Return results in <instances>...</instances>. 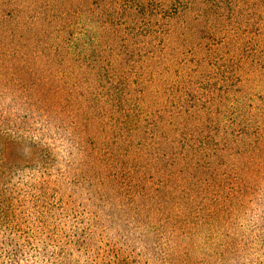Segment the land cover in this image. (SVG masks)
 <instances>
[{"label": "trees", "instance_id": "16d2710c", "mask_svg": "<svg viewBox=\"0 0 264 264\" xmlns=\"http://www.w3.org/2000/svg\"><path fill=\"white\" fill-rule=\"evenodd\" d=\"M243 7L253 25L264 0H0V264H264V86L251 104L260 95L235 90L230 65L176 89L167 115L149 118L141 105L152 98L138 68L153 54L146 45L184 47L170 21L209 27L213 13L234 20ZM210 34V51L240 45ZM260 45L246 50L258 52L249 63L264 83V37ZM134 90L140 104L124 108ZM183 120L200 133L201 162L184 195L150 196L152 175L134 181L125 155H164ZM114 126L109 172L100 140Z\"/></svg>", "mask_w": 264, "mask_h": 264}, {"label": "rangeland", "instance_id": "374dc122", "mask_svg": "<svg viewBox=\"0 0 264 264\" xmlns=\"http://www.w3.org/2000/svg\"><path fill=\"white\" fill-rule=\"evenodd\" d=\"M243 1L244 0H236V3L242 4ZM253 1L255 2V0ZM246 8L244 9L243 7L244 10H240V14L236 12L234 20H232L233 18L225 16H222L221 18L218 13H213L209 19V27H198L194 25L195 23L191 18H186L185 23H182L179 19L170 21L169 24L171 27L178 31L180 35H182L180 38L182 39L184 47L182 46V50L179 49L178 51L170 54L169 50L163 52L160 46L146 45L147 49L153 52V54L148 55L147 60H145L146 63L141 64L138 66V68L143 70V72H145L150 77L152 85L149 88V92L151 91L152 98L143 103L138 100V97H136L137 92L135 90L133 91L132 95L124 93L123 96L128 99L126 102H123L124 108H130L132 110L134 109V106L139 105L141 102V105L149 111V118H154V116H157L160 109H164V115H167L168 107H174L176 96L179 95V93L175 92L176 89L186 88V92H189L192 84H197V86H199L201 83L200 80H202L204 77L212 76L213 72V75L217 78L215 74H220L222 68L230 65H232L234 70H237L236 74H232V86H235V90H240L242 87L243 89L248 88L251 90V93L260 95V100L259 98L254 97L249 101L253 105L258 104V102H260L262 99L261 85L264 86V83H261L262 77H260L258 80V77H255L254 73L251 72L252 67L250 66L251 63L249 62L251 61L250 59L255 56L257 57L259 54L258 52H249V50H246V47L250 46L251 48L254 46L256 48H263L260 45V41L261 38L264 37V12L263 10H255V13L257 14L254 17L255 24L248 25L249 21L245 19V14L248 12ZM165 23L166 22L161 19L159 22V25L161 26L160 28H162ZM89 26L92 27L94 24L90 23ZM127 30L133 32V34L131 35V33H129ZM127 30L126 32L128 34L136 37L137 39L139 38L135 30H131L129 27H127ZM215 30L218 32L216 33V36L214 34ZM121 31L123 33V27L120 31H114V33L122 36ZM210 32H213V34L211 35ZM208 33L211 35L212 39L215 38L216 40H221L227 35L232 36V38L235 36L240 42V45L237 44L236 46H233L232 43L228 44L226 46V50L228 49L227 52L226 50L224 52L222 47L218 46H215L214 50L210 51L208 49V43L210 44V42L205 43L203 40V35ZM143 38L144 40L147 39L145 36L140 37L139 40H142ZM122 40L123 39L120 40L119 38L117 40L118 44H116L115 41H112V43L109 44L112 46V48H114V50L118 47L119 50H122L120 45V42L122 44ZM252 41H258V43L253 44ZM106 46L108 50H111L107 43ZM156 55L160 56L161 59L157 60L155 58ZM242 58L247 60V62L242 63ZM239 67L241 68L240 72L243 75L239 72ZM114 85L122 87L126 86L127 83L122 80H118ZM128 86L129 87L127 88H130L129 84ZM228 89H230V87ZM171 91L173 93H171ZM124 92H126V89ZM230 94L233 98H237L236 92L230 90ZM226 100L229 102L227 98ZM200 114L205 116L206 112L200 111ZM256 118L260 121L264 118V116H262V113L256 112ZM193 119L194 117L192 120ZM69 123L70 120H68V124ZM189 125H191V123L186 120H183L179 126L177 124L178 132H176V137L174 141L169 143L170 145H173V149H169L170 151H164V155H162L163 151L154 152L153 150H150L148 153H139L138 156L134 155L133 152H131V154L125 155L127 160H124V164H128L127 168L130 170V174L134 176V181H138L142 171L146 169L147 175H152L151 179L146 177L144 180L145 186L149 188L150 196L152 193L153 197H156L157 194L163 190L173 192L174 196L178 197L181 194L184 195L186 185L185 178H190L193 174V170L196 171L195 168L198 167L197 165H199L201 162L200 159H196V157H198V154H196L195 150V143L197 139L194 135V133L197 135H200V133L192 132L193 127ZM186 126H189L187 128L188 130L184 128ZM116 129L117 128L114 126V131L112 128L110 129L111 132H102L103 135L108 136V138L105 139L106 141L101 142L100 140V154H102L100 157V162L103 164L102 168H106V170L109 172L113 160L108 154L113 149L106 145V143L111 142L113 138L110 137L112 135L114 136L116 133H120L115 132ZM168 131H170V126ZM159 132L167 131L159 130ZM180 134L186 135L188 137L182 139ZM162 141L165 142L164 139ZM12 160L13 157L11 158V161ZM119 164L120 163L118 161L116 164H114V166L119 167L120 169L121 166ZM180 169H183V171L181 172ZM104 172L107 173V171ZM153 180L156 182L155 184H157L154 187L152 185ZM104 192L109 194L111 193V190L106 188L104 189ZM112 194H114L113 190ZM161 199L163 200L164 196Z\"/></svg>", "mask_w": 264, "mask_h": 264}]
</instances>
